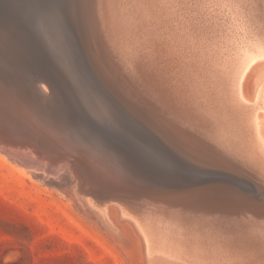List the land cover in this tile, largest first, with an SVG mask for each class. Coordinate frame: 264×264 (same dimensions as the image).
<instances>
[{"label": "water", "instance_id": "1", "mask_svg": "<svg viewBox=\"0 0 264 264\" xmlns=\"http://www.w3.org/2000/svg\"><path fill=\"white\" fill-rule=\"evenodd\" d=\"M90 1L0 0V122L7 119L18 124L22 129L14 131L33 137L38 144L31 152L34 149L43 156L40 150L45 149L53 157H63V167L76 175L88 168L106 183L102 192L120 200L147 198L156 208L164 206L161 211L167 214L173 209H202L216 199L245 209L264 207V158L250 142L245 116H236L224 100L222 117L200 111L216 129L218 123L225 124L223 131H191L140 92L131 94L133 98L124 106L141 122L125 113L110 121L89 111L82 92L93 97L98 89L94 82L103 89L110 86L98 67L115 68L103 58L108 56L101 53L100 42L93 36L90 12L97 0ZM179 1L187 13L192 10L194 20L219 22L237 32L254 28L264 32V0ZM234 20L244 26L226 24ZM169 73L168 93L184 97L183 80ZM184 85L189 86L187 81ZM231 128L239 131H228ZM206 134L229 141L225 147L233 153L216 154L204 143L207 140L201 135ZM201 144L213 155L200 158ZM84 183L79 185L84 190L96 188Z\"/></svg>", "mask_w": 264, "mask_h": 264}, {"label": "bare ground", "instance_id": "2", "mask_svg": "<svg viewBox=\"0 0 264 264\" xmlns=\"http://www.w3.org/2000/svg\"><path fill=\"white\" fill-rule=\"evenodd\" d=\"M110 4H111V0L110 3L109 0H99L98 2L99 15H97L98 19L96 18L97 26H95L94 29L95 33L93 34V36L96 37V40L98 38L100 42L99 46L106 49L105 53L108 57L105 56L103 57L104 55L103 52H101L103 55L100 54L101 57L112 61L115 68L113 70H109V68H105L104 65L103 67L102 66L100 67L98 65L100 74L104 76V78L106 77L105 79H107L110 86L108 85V87L106 86L104 87L105 89H103V87H100L96 82H94L97 86L96 88L98 89H96L93 92L94 94L93 97H91L89 94L87 95L86 93L82 92L85 100V104L88 107L89 111L93 115L94 114L97 115V113L101 112L109 117L110 114V118H111L110 121L114 120L115 116L121 118V115L124 114L123 110H121L120 108L121 104L122 105L126 104L127 101H130L128 99L133 98L131 97L132 95L137 96L136 93L140 92L141 93L140 96L143 99L148 101L151 105L162 107L167 113H169L170 118H172L175 122L179 123L180 125L187 127V129H190L191 131H223L224 130L223 127L225 126V124L219 125L218 123L217 126L216 123V126L218 127V129H216L215 126L213 127V125L210 124L211 123L210 119L204 118V115L202 114L203 112L200 111L207 110L212 114H217L218 116L222 117V108L220 105L221 103H223L224 100L225 102L230 104L229 107L231 108V110L232 109L234 110L233 112L236 116H243V118L245 116L249 129V131H247V135L249 136L250 142L256 145L257 149L264 158V32H262L263 29L254 28L243 31L239 30V32H237L230 30V28L220 26L221 24L219 22L214 23L212 21L211 22L199 21L201 19L194 20V14H192V10H189V13H187L185 7L179 0H118L119 9L118 12L115 14V18L117 19L119 25L122 28H124L125 31L124 35L121 36L122 43L125 44L128 52H131L128 54H118V52L115 49L116 41L114 40V38H112L113 36L111 32L112 30L111 24H114L113 21L114 16L111 13ZM93 14L94 13H92V18L94 16ZM94 21L93 24H95L96 22ZM226 24L235 25L236 27L239 26L240 24L244 26V23L242 21H236V20L228 21L226 22ZM101 47L100 49H102ZM115 51L117 52V55L119 57H122V59L127 60V64L129 63L128 65L133 66V68H135V70L133 69L134 72L132 71L135 74V76L136 73L138 72L137 70L142 71L140 66V61H142L143 64L145 65L144 68L147 73V79L149 81L151 80V82L154 83L156 86H158L159 89L164 90V92H166L165 93L166 97H168V99L166 98V100L172 102L173 105L176 106V108H178L181 111V113L184 115V117L188 119L190 122L179 118V116L175 115L169 109V107L165 105V103H162L163 101L159 99L162 97L157 94V92L153 87H150L148 85V87L146 88L145 85L147 83H144L146 80L142 83H138L137 82L138 80L133 81V78L131 79L129 76L130 74L129 71L131 67L130 69L129 67H127L128 68L127 71V68L124 64L125 62H123L122 59L121 62L120 59L118 61L116 60L115 58L116 56L114 53ZM149 63H151V66H148ZM147 66L150 67L151 69L147 70L146 68ZM186 70L192 72L194 79L191 78V76ZM169 72L179 74L178 81L180 78L183 80L182 81L183 87L182 88L180 87V89L185 94L184 97L168 93L169 85L167 86L168 83L167 79L169 81L170 78L172 77V75ZM119 73L121 75L123 74L127 78V83L125 82V80H123L122 76H120ZM131 77L133 76L131 75ZM140 77L142 76L140 75ZM145 77H142V79ZM186 81L189 85L187 87H185L186 85H184ZM133 83L134 85L131 86ZM44 87L46 86L44 85ZM151 97L153 98V100H155L156 97H159L156 98V100L159 101L160 103L157 102L156 100L155 101L157 103L156 102L153 103ZM142 98H140V101L143 100ZM250 99L253 100L254 103L252 105L247 106L245 103L247 102L251 103V101H249ZM94 101L97 102L96 105L93 104ZM212 104L217 107H212ZM214 110L216 111L214 112ZM102 111H109V114ZM176 113L178 114V111ZM208 120L210 123L208 122ZM17 129L18 130L22 129V127H20L18 124L15 123L13 124L7 119H5L4 121L1 120L0 122V149L3 150L5 155H8L9 157L12 154L17 155V159H15L16 157L14 159L17 160V162H19V164H21L24 168L28 166L29 168L36 170L42 167V169H44L46 173L48 170V173L51 172L52 174L54 171L58 170L61 164L64 163L63 157H61V159L60 158L58 159V157H53L52 155H49V153L45 149L40 150L43 156L39 155L36 151H34V149H32L31 152L30 148L32 146H37L36 145L38 144L37 141L33 140V137L31 138L28 137L27 135H23L22 131H14ZM201 136L206 138L207 141H204V143L208 142V144H210L211 150L216 151V154H218L219 152L229 155V153L232 152V150H228L229 149L228 147L227 148L225 147L227 146L226 144L229 141L226 142L222 139L213 138L210 134H206V136L204 135ZM205 146H206L205 144H201L202 153L199 154L197 153L198 155H200L199 157L202 159H205L206 158L205 156L209 157V155L210 156L213 155L212 151H210L209 148H206L207 146L206 147ZM45 160H47V162L49 161L48 166L44 164ZM99 178H96V175L95 177L93 175L91 176V171H90V174L87 175L85 181L86 183L94 184L96 188L84 190V187L80 186L81 192L78 195V197L80 198V200L82 199L83 205L87 209L92 211L94 215L96 214L97 217L100 219V221L104 222L103 225L107 224V226L109 225L112 227L113 226L117 227L119 222L115 221V219L112 218L111 216L112 208L115 206V205L113 206V203L116 204L117 207L116 206L115 207L118 209L120 216L119 221L120 222L124 221V220L122 221V218L124 219V217L122 216H125L126 217L125 219H127V217L132 219L134 221L132 222L135 223V226L137 227L136 229L139 230L138 233H141L142 239L144 241L145 255H147L146 256L147 263L175 264L174 262H172V260H169V263H166L165 258H163V256L168 255L169 251L171 250L169 248L170 250L168 251V249L166 248L167 245L166 243H168V241L171 240L170 236H167L168 234L166 229L156 224V222L155 223L152 222V220H147L142 215L143 213L139 211L136 212V209H140L143 207L141 203H138L136 201L131 202V200H120L119 198L112 197L111 195H109V193L107 194L102 192V190L106 188V183ZM147 201L149 200L147 199ZM216 202L218 203L220 209L222 210L219 209L220 210L219 212H216V214L214 213L211 215L209 214L212 211L209 213V211L207 210L209 214L206 213V216L208 218L209 216L214 217L220 223H223L224 226H226V224H224L225 222L232 223V221H236V220L246 222L247 220L252 221V219L254 218L257 219V217L262 218L259 219V222L264 221L263 219L264 213H262V211L261 213H259L256 210H251V209L249 210V208L246 211H241L239 207L223 203L224 201L222 200L216 199ZM159 207H164V206H159ZM262 208L264 209V207ZM193 209L196 210L195 207ZM131 210H134L139 215H135ZM189 210H191L192 212V209ZM238 210L241 212H239ZM171 212L173 211L171 210ZM195 213H197V210ZM187 214L189 215V213ZM193 214H191V216ZM186 219L188 220L187 217ZM198 221H200V219ZM189 231L191 230L188 229V233ZM206 231H204V233ZM192 233H194V231ZM255 233L256 232H254L253 234ZM207 236L208 235H206V238ZM192 238L193 237H190V239ZM219 238H215V239H218V241H220V244L222 245L221 241H223V239L220 240ZM179 240L182 241V239ZM193 242L196 241L192 240V243ZM223 242L225 243V241ZM255 245L257 246V244ZM259 246L261 247V245ZM234 249H236V247ZM261 249L263 250L264 248L261 247ZM230 252L232 251L230 250ZM171 254H172V250H171ZM206 258H208V256ZM181 259L182 261L184 260L183 258ZM238 262L242 263L239 260Z\"/></svg>", "mask_w": 264, "mask_h": 264}, {"label": "rangeland", "instance_id": "3", "mask_svg": "<svg viewBox=\"0 0 264 264\" xmlns=\"http://www.w3.org/2000/svg\"><path fill=\"white\" fill-rule=\"evenodd\" d=\"M91 2L92 0L90 3ZM98 2L99 0L96 1L97 4H94V8L91 5V21H96L97 15H99ZM110 8L111 13L114 16V24H111V32L113 36L112 38L116 41L115 49L119 47L120 51L116 50L118 54L131 53L128 52L125 44L122 43L121 36L124 35L125 31L115 18V14L119 9L118 0H111ZM92 13H94L93 18ZM94 26H97V21ZM116 51L114 52L116 56L115 58L117 61L120 59L121 62V57L117 55ZM102 52L105 53L103 48ZM122 61L125 62L124 64L126 68L129 67L130 69L131 67L129 76L131 79L133 78V81L138 80V83H142L146 80L144 83H147V86L145 85V87L147 88L148 85L153 87L157 94L162 97L156 98L161 99L163 101L162 103H165V105H167L175 115L179 116V118L189 121L172 102L166 100V98L168 99L165 94L166 92L159 89V87L152 83L151 80L149 81L147 79V73L144 68L145 65L142 61H140L142 71H135L137 72V77L133 73V69L135 70V68L128 65L129 63L127 64L126 59H122ZM131 75L133 77H131ZM140 75L146 77L142 79ZM44 85L45 83L43 86ZM155 100L152 98L153 103L157 101ZM249 101H251V103L254 102L251 99ZM93 104L96 105L97 102L94 101ZM120 108L123 110V113L129 116V118L141 122L139 117L134 115L131 111H128L124 105L121 104ZM177 111L178 114L176 113ZM162 112H164L163 109ZM96 116H100L104 119L110 118L106 114H101V112L97 113ZM230 131H234V129ZM1 150L2 149H0V264H148L142 235L141 233H138L139 230L136 229L137 227L132 219L127 217V220L125 219V216H122L124 217V219L122 218V221H124L120 222L119 212L116 208L117 206L113 203V206L115 205L116 207L114 206L112 208L111 216L115 221L119 222V224L117 227L107 226V224L103 225L104 222L100 221L96 214L94 215L92 211L87 209L83 205L82 199L80 200L78 197L81 192L79 186L80 183L85 184V179L87 178V175L90 174L88 168L83 169L82 174L76 175L71 168L68 166L63 167V164H61L58 170L54 171L53 174L51 172L48 173V170L45 169L47 170V175L42 167L36 170L31 169L28 166L24 168L19 162H17V160H15L17 159V155L12 154L9 157L8 155H5L3 150ZM84 157L81 155L80 158H82L84 163L88 166H91L89 165L90 160L87 158L86 160ZM59 158L61 159V157H58V159ZM44 164L48 166L49 161L47 162V160H45ZM92 175L95 177L96 174L94 175L91 171V176ZM96 178H99V176L96 175ZM88 186L91 187V185ZM137 199L138 200L135 201L141 203L143 207L136 209V212L139 211L143 213L142 215L147 220H152V222H156V224L165 228L168 234L167 236H170V239L172 240H169L168 243H166L168 251L170 249L172 250V254L170 250L168 255L163 256L166 263H169V260H172L175 264H257L259 263L258 257H260V254H262L261 259H263L264 262V249H261V247L264 248V221L259 222V219H262L260 217H257V219L254 218L255 220L252 219V221L247 220L246 222L238 220L232 221V223L225 222L224 224H226V226H224L223 223H220L214 217L209 216L208 218L206 216L208 211L209 213L212 211L210 214L208 213L211 215L222 210L217 202L213 203L214 206L212 204L202 205L201 207L203 208H200V210H202L203 213L199 210V207L195 206L197 213H195L196 210L193 209L194 207H191L194 214L191 210L189 212L187 211L189 215L185 214V218L183 216L181 219L178 218V216H182V214L184 215L186 210L178 209L179 212L176 209L171 212L170 210L163 208L165 211H170L171 214H167L161 211L160 207H158L159 209L156 208L151 201H147V198L144 199L139 197ZM262 207H256L255 209H257L256 211L259 213H261V211L264 213ZM239 208L241 211L248 210L241 207ZM191 214L194 216H191ZM197 218L198 220L200 219V221H198ZM196 228H199L198 231ZM188 229L191 230L189 233ZM193 231L194 233H192ZM204 231L208 233H204ZM176 232L180 233L177 234ZM254 232L256 233L253 234ZM206 235H208L207 238ZM190 237L193 238L190 239ZM215 238H219L220 240L223 239L225 243L221 241V245L220 241ZM179 239H182V241ZM192 240L196 242L192 243ZM255 244H257V246ZM259 245H261V247ZM235 247L236 249H234ZM230 250L232 252H230ZM250 253L254 254L251 255ZM205 256H208V258ZM181 258L184 260L182 261ZM238 260L242 263L238 262ZM263 262L261 261V263Z\"/></svg>", "mask_w": 264, "mask_h": 264}]
</instances>
